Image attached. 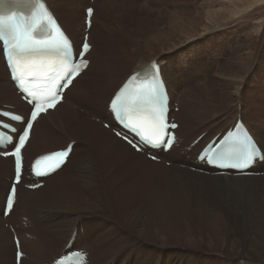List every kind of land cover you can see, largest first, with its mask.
<instances>
[{"label":"rangeland","instance_id":"rangeland-1","mask_svg":"<svg viewBox=\"0 0 264 264\" xmlns=\"http://www.w3.org/2000/svg\"><path fill=\"white\" fill-rule=\"evenodd\" d=\"M247 1H49L52 2L51 4H53L58 17L64 16L63 18L67 20L69 23L68 28L75 40L78 34L74 29L77 25L82 26L83 23L81 16L83 7L89 4L96 11L93 19L94 28L92 31L89 30L90 42L95 46V64L92 70L77 82L75 89L68 94V106L58 109L59 115L66 122L65 130L69 132L72 139L74 138L75 143L73 146L76 147L73 155L75 160L69 164L67 163L58 175L49 180V183L53 184L52 189L42 192L43 194H39L36 198L38 204L39 197H42L40 203H48L49 200L55 206L58 201H62L65 206L66 202L63 200V196L73 194L88 197L89 204L87 202L81 207H74L73 210L84 213L82 225L85 231L86 228L88 229L89 233L84 247L90 252L91 264L106 262L112 255H118V253L120 254L118 264H145V261L149 259L156 261L153 264H196L197 262L199 264H244L245 261L251 264H264V199L255 202L254 207L252 206L253 213L245 214L250 222V225L246 226L244 222L246 220L242 218L241 213H229L223 207L219 191L216 190L218 188L216 182L210 187V201L208 202L210 206L207 207L203 201H199L191 195L193 193L192 188L189 186L186 188L181 187L183 181L176 178L178 182L174 181V183L178 187L174 190L169 202L170 209H166L164 208L165 201L161 200L160 197L162 184L160 183L161 172L159 169L149 168L136 162L125 155L118 147L114 146L113 148L123 162L111 163L109 160L105 162L98 159L96 173L92 174L90 172L91 157L95 156L97 158L96 150H100L99 144H97L99 142L97 135L105 141L109 140V136L98 132L94 136L92 133L97 131L94 130L95 126L88 124L85 126L86 122L75 114L76 112L78 114L84 113L87 116L89 115L92 120H95L96 115L102 116L106 99L113 88H111V84L114 81L118 83L128 71L132 70L137 59L147 60L157 53L158 46H154L150 39L154 36L157 37L156 34L162 31V33L166 31L178 35L185 28V32L179 34L174 40V50L163 51L162 57L166 55L164 59L166 64L167 61L170 64L175 63L171 66V71L185 66V69H191L194 70L195 74L197 73V79L191 85V90H193L191 93L187 90L174 92L176 98L182 97V105L174 99L179 107V112L176 110V113H180L183 106L180 116L183 125L181 130H188L187 133L180 134L182 139L176 151L169 156H167V153L164 154V158L171 163L170 165H166L164 161L154 162L169 167L172 165L173 160H176L177 166L190 170L189 166L182 167L180 164L185 165L188 163L190 165L193 163L189 159L193 153L189 151L187 157L181 154L182 157L178 158L177 149L183 147L189 149L187 143L190 138L204 131V128L210 123L219 121L216 128L209 129L204 136L205 139L221 128L220 124L226 123L233 117L235 102L233 101V95L230 98L228 90L223 91L221 94L218 90L217 97L219 98L206 102L205 106L197 108L194 114L188 112L190 106L195 107V102H199V100L195 101L196 91L205 88L206 90L210 89L213 81H216L214 83L215 89L221 87V81L224 78L216 76V72L221 71L225 64L233 60L235 62L242 61L243 63L249 61L250 69H247L246 73L243 74L236 88L238 87L243 112L248 115L246 118L250 121L253 130L264 141V2H258L255 5L253 0L242 13H239V8ZM220 5L226 7L228 5L230 10H226L227 13L221 12L219 9H224ZM191 17L196 21L191 24L194 30L188 29L187 26L183 27L184 22H180V19L187 22V19ZM212 18H215L213 22L210 21ZM78 32L80 31L78 30ZM157 39L159 38L157 37ZM121 46L124 47L123 50L128 51L127 53L132 52L133 55L128 59H124V57L119 58H123L122 60L116 59L118 51L122 53ZM245 53L248 54V58L241 56ZM172 54L173 56L170 57ZM92 55L94 56V54ZM88 58L92 60V56H88ZM157 59L159 60V58ZM168 70L169 67L166 66V73ZM179 79L180 88L183 78H178V81ZM172 83L170 81V84ZM4 89L5 87L0 82V105L1 102L11 100L9 93L4 92ZM180 89L185 88L181 87ZM209 107H211V110ZM212 108L214 111H212ZM16 110L22 111L19 108ZM208 111L213 114L217 113L210 118L213 114L210 115ZM175 119L178 122L177 114ZM71 125L74 126L73 129L80 128L79 131L73 130L70 127ZM102 127L104 126L102 125ZM65 130L62 129L64 132ZM86 131L90 132L89 136L88 134L84 135ZM221 131L222 128L219 132ZM66 141L67 139L62 138L60 132H48L46 134L44 126H41L33 132V143L25 152L26 155L37 154L43 150L63 147ZM77 144H80V146H77ZM101 157L103 158V156ZM87 158L88 183H85L83 168L87 164ZM256 171L263 172V169ZM10 173L7 170V164L3 162L0 165V180L6 182V186H8L6 176L9 177ZM84 187L88 190H85ZM261 188L263 189L262 186ZM0 191L2 192L1 187ZM22 196L23 193H20L18 204L13 215L7 220L8 223L19 224L23 214L28 218L26 212L27 209L31 208V202L34 198L26 196L22 200ZM2 203L3 200L0 201L1 206ZM93 204L96 208L91 211L93 213L88 214V208ZM43 205L45 207L43 213H48V219L55 220V222L48 221L50 228L47 230V227L43 225L46 220L41 221L40 224L36 225L38 233L35 228H32V223L29 222L28 231L33 233L35 238H40V241L44 240L46 249L54 250L59 244L60 246L64 244L69 234L68 225L77 214H66V216L63 215L57 219H51L50 214L52 212L49 210V205ZM156 213L159 214V217L152 224L156 240H145V250H143L142 257L126 262L129 255L138 249L140 245L135 241L134 230L136 229L127 226L125 217H131L135 214L154 215ZM104 222H107V224H103ZM124 223L126 224L124 225ZM140 227L141 224H138L137 229ZM50 232H58V235L51 237L49 236ZM80 241H84V236ZM232 245L233 247H231ZM5 250L6 246L1 244L0 254ZM33 250L32 253L35 255V247H33ZM122 252H124L123 255ZM41 254L45 255L44 248L41 249ZM0 258L3 264H7L3 255H0ZM35 262L27 256L24 263L36 264Z\"/></svg>","mask_w":264,"mask_h":264},{"label":"bare ground","instance_id":"bare-ground-1","mask_svg":"<svg viewBox=\"0 0 264 264\" xmlns=\"http://www.w3.org/2000/svg\"><path fill=\"white\" fill-rule=\"evenodd\" d=\"M45 1H46V5L50 8V10L52 11L55 18L59 21L62 28L65 30V32L68 34V36L71 38L72 42L75 43V45L77 47H79V43L81 41L82 33H83V23H82V26L77 25L76 28L74 29L75 32L78 34L77 39L75 40L74 37L71 35V30L68 28L69 23L67 22V20L65 18H63L64 16L62 15L63 17H58V15L56 14V10L53 7V4H51L52 2L50 3L49 2L50 0L49 1L45 0ZM224 1H227V0H224ZM252 1L253 0H248L246 2V4H244L243 6H241L239 8L238 12L242 13L246 9L247 5L249 3H251ZM258 2H264V0H254L253 3L257 4ZM28 5H29V0H0V11L3 10L4 8H10L13 6H16L19 9H25ZM86 6H84V7H86ZM84 7H83V9H84ZM220 7L224 10L219 9V11L224 12V13H227L226 10H230V7L228 5H227V7L220 5ZM83 15H84V12L82 10V13H81L82 21H83ZM95 15H96V11L94 10L93 19L95 18ZM239 16L242 17L241 15H239ZM214 20H215V18L210 19L211 22H213ZM180 22H184L183 27L187 26L188 29L191 30V29H193V25L191 26L192 22L195 23L196 21L193 17H191L190 19H187V22L184 19H180ZM93 23H94V21H93ZM93 28H94V25L92 24V27L90 28V30L92 31ZM78 30L80 32H78ZM185 30L186 29L183 28L182 33L185 32ZM162 32H158L156 34L159 39H157V37H155V36L150 39V42L152 44H154V46H158L157 53L153 54L147 60H144L143 58L137 59L134 68L132 67V70L128 71V73L125 76H123L118 83H116L114 81L111 84V88L112 87L113 88L111 90L109 89L110 92H109L108 97L106 99V103H107L110 95L112 94V92L115 90L116 87H118L120 82H122L126 76H128L130 73L136 72L137 70H139V74H144L146 71L149 70V67L147 65L149 63V61L152 60V58H156V59L159 58V60L157 59V61H159V64L161 65V77H162L164 84L167 88L170 99H171V101H174V99H176V101H179L180 104L182 105V102H181L182 97L176 98V96H174V92H177L178 90H181V91L187 90L189 93H191L193 91V90H191L192 89L191 85H193V81H195L197 79L196 78L197 73L195 74L194 70L185 69V66H182V68H176L174 71L170 70L171 66L175 63L170 64V62L167 61V64H166V62L164 61V59L166 58V55H165V57H162L163 51H167V50L173 51L174 47H175V43H173V42L176 39V37L182 33H179L178 35H176L174 32L173 33L172 32H166V31H165L166 33L165 32L162 33ZM159 33H162V34H159ZM91 39L93 41V37ZM122 47L123 46H121V48ZM248 47H250V46H248ZM121 48H120V50L122 51V53H120L118 51V54L116 56L117 58L115 57L116 59L122 60L123 58L119 59L120 57H124V59H128V58H130L131 55H133L132 52L127 53L128 51L126 52L125 50H123L124 47L122 49ZM246 52H247V50H246ZM92 54H94V56ZM126 54H128V55H126ZM86 56H92V60L89 61L85 70L82 71L75 79H73L71 84L65 89V91L63 93V101L61 103H58L52 111L48 110V111H46L45 114L39 115L38 119L33 123L30 138L28 139V141L24 147L25 151L26 150L28 151V148H30L32 143H33V132L36 131L38 128H41V126H44V128L46 130V134H48V132L54 133L57 131V132H60V135L62 136V138L67 139V141L74 139V138L72 139V137L69 135V132L67 130H65L66 122L59 115L58 109H61L64 106H68V102H67L69 100V98H67L68 94L75 89L77 82H79L81 79H83V77L92 70L93 65L95 64V56H96L94 45H92L91 49L89 50V52L87 53ZM172 56H173V54L170 57H172ZM241 56L244 58L245 57L248 58L247 53H245ZM247 60H246V62H247ZM92 61H93V64H92ZM234 62H235V60H233L231 62L229 61L227 64L224 65V67L221 69V71L216 72V76H222L224 78L223 80L221 79L222 80L221 81V87H217V89H215L216 87H215L214 83H216V81L215 82L213 81L212 87L210 89L206 90V88H205L204 90L196 91V94L198 97L196 96V98L195 97L194 98H195V101L199 100V102H195V104H196L195 107L190 106L188 108L190 111L188 110V112H191V114L192 113L194 114L197 111L196 109L199 108L200 106L201 107L205 106L206 102H209L210 100L215 99V98H219V97H217V94H218L217 91L218 90L220 91V94L223 91L228 90L229 94H230V98H232V95H233V98H234L233 101L235 102V104H234V108H233L234 109L233 110V117H231V119L229 121H227L226 123L220 124L222 131H224L227 127H229L230 124L232 125V123L235 121V119L240 116L241 119L243 120L244 124L246 125V127L252 133V135L255 138V140L257 141V143L264 150V141L261 139L260 135L257 134L253 130L250 121L246 118L248 115H246L243 112V106L241 104L242 102L240 101V95L238 94V87L236 88L239 81L242 79L243 74L246 73L247 69L248 70L250 69V65H248L249 61L247 63H243L242 61L235 62V63ZM163 63H164V66H163ZM166 66L169 67V70L167 71V73L165 71ZM108 68L109 67L107 66V69ZM244 69H245V71H244ZM177 73H178V76H177ZM178 78H183V83L181 82L182 83L181 87H184L185 89H180L181 87L179 88V85H181V84H180V79L178 81ZM169 80L172 81L173 83L170 84ZM0 82H2L3 86L5 87L4 92L9 93V95L11 97L10 101L1 102V104H10V103L16 104L19 107L23 108V111H27V109H28L27 105L19 100L18 95L15 92V88H14L12 82L9 80V75H8V72H7L3 57H2V53H1V47H0ZM203 86H204V84H203ZM210 108L211 107H209V109ZM71 110L73 111V109H71ZM182 111H183V106L181 108V112ZM199 111H201V110H199ZM212 111H214L213 108H212ZM106 112L107 111H105V108H104V114L102 116L96 115V117H94V119H96V120H92L89 115L87 116L84 113H81V114H78V112L75 113L77 115V117L83 119L86 122L85 126H87V124L95 126L94 130H97V131H94L92 133L94 136L97 135V134H95L96 132H98L99 134H107L109 136L108 141L103 140V138H101L98 135H97L98 138L96 137L99 140V142L97 144H99L98 147L100 148V150L99 149L96 150L97 158L95 156L91 157L90 172L92 174L96 173L95 170L97 168L98 159L104 160L105 162L107 160H109V161H111V163L123 162L121 157H118L117 153L114 151L113 147L115 146V147L120 148L125 155L134 159L136 162L142 163L149 168L159 169V171L161 172L160 183L162 184V191H161L160 197H161V200L165 201L164 202L165 203L164 208L170 209L169 202L173 196L174 190L178 187L176 185V183H174V181L178 182L176 180V178H179L180 180L183 181V182H181L182 183L180 185L181 187L186 188L189 186L190 188H192L193 193H191V195L195 199H197L199 201H203L205 206H207V207L210 206L208 203L210 201V187L213 186V184L216 182L217 187H218V188L216 187L217 188L216 190L219 191L218 193H219V197L222 200L223 207H225L229 213H232V212L241 213L242 218H244V220H246V221H244L246 223V226L250 225V222L248 221V218L246 217L245 214L250 213V212L253 213L252 210H253V207H254L253 205L255 204V202H257V201L259 202L260 200L264 199V196H263L264 195V173L262 175H258V176H253V175H250V176H234L231 173L218 175V174H212V172H214V169H210L211 173L205 174L204 172H199L197 170H189L186 168H180L179 166L176 165L174 160L172 162V165L169 167L165 166L161 163L157 164L156 162L147 159L144 154L137 153V152L133 151L131 148L126 147L127 145L123 141H121L120 139L115 137L110 129H106V128L102 127V124H101L103 122L102 119L106 118V116H107V118L110 121V118L108 115L109 113L107 112L108 113L107 114ZM178 112H179V110H178ZM178 112L176 113L177 118H178V126L175 129V131L178 134H181L183 132L187 133L186 131L188 129L185 131L181 130L182 126H183L181 119H180L181 112L180 113H178ZM216 113L213 114L212 112L211 113L209 112L210 115L213 114L211 116L209 115L210 118L215 116ZM206 115H207V112H206ZM97 120H98V122H96ZM202 120H204V119H202ZM218 122L214 121V123H210L206 128H204V130H207L205 135L208 133L210 128H216V126H217L216 124ZM70 127H72V125ZM73 128H74V126L72 127V129ZM221 128L217 129L216 132H214L213 134L208 136L206 139H205V137H202L197 142V144L194 145V147L191 149L192 150L191 152L197 151V149L201 146V144L205 140H207L209 137H211L215 133L219 132ZM62 129L65 130V132L62 131ZM79 129L80 128L73 129V130L79 131ZM85 133L86 134H84V135H87V134H88V136L90 135L89 131H86ZM198 134H196V135H198ZM196 135L193 136L192 138L194 139L196 137ZM46 137H47V135H46ZM66 137H68V138H66ZM47 138H46V140H48ZM192 138H190V140ZM77 146H80V144H77ZM75 147L76 146L72 147V150H71V152L68 156V159L64 165H66L67 163L69 164L70 162H73V160H75L74 155H73ZM59 148H62V147L43 150V151L38 152L37 154L42 153V152H46V151L56 150ZM174 150H175V148H174V146H172L170 148V150L168 151L167 156H169ZM33 155H36V154H33ZM33 155L28 154V158L30 159V157ZM101 156H103V158ZM178 157H181L180 151H178ZM263 157H264V154H263ZM3 162L7 164V170L12 172V159L0 157V165H2ZM86 162H87V164H86L85 168H83L85 171L83 177H84V182L88 183V158H87ZM64 165L62 166L63 168L65 167ZM192 166L194 168H196V165L192 164ZM197 166H198V164H197ZM63 168H60L58 171H56V172L52 173L51 175L47 176L46 178H44L46 183L44 184L43 187H39L35 190H23V196L21 199L24 200V198L26 196H28L30 198H34L33 201L31 202V208L27 209L26 215L28 216L29 221L32 223V228H35L37 233H38V228H36V225L40 224L41 221L46 220L45 222H43V225L47 227V230L50 228V224L48 223V221L55 222V220H49L48 219V213H43L45 211V207L43 204L49 205V210H50V212H52V214H50L51 219H57L58 217H61L63 215L66 216V214L71 215L72 213H76L77 215L72 219L71 223L68 225L69 234H68V237L66 238V240L62 246L65 245V243L69 239L70 233L74 230V231H76V236L74 238V241L72 242V247H78V248L83 247L84 248V245H85L84 243H86V240L89 237L88 229L86 228V231H85L83 228V225H82V223H83L82 216L84 213L81 211L73 210V208L74 207H81V206L85 205L88 202V197L76 196L73 194H69L68 196H63V200L66 202L67 206L66 205L64 206L62 201H58V203L55 206H53L49 200H48V203H40V201L42 200V197H39V204L37 203V200H36V198L39 194H43L42 192L53 188V186H52L53 184L49 183V180H51V178H53L54 176L58 175V173ZM261 169H263V172H264V159L262 162L257 163L256 168L254 170L256 171V170H261ZM250 170H252V169H250ZM6 184H7L6 182H3L0 180V187L2 189V192L0 191V201L3 200L4 194L6 191L5 189L7 188ZM19 186L20 185H18V188H19ZM261 186L263 187V189L261 188ZM84 189L88 190L85 187H84ZM18 199H19V197L16 199V202L13 205V209L9 213V216L7 218H3L0 215V246H1V244L6 246L5 252H3L0 255H3L5 257L7 264H14V243L12 240V232L10 231V229L8 227L4 226V222L9 220L10 217L13 215V213L15 211V206L18 204L17 203ZM69 201H71V202H69ZM92 201H94V200H92ZM88 204H89V202H88ZM34 206H35V208H34ZM0 207L2 208L1 205H0ZM1 208H0V213L2 210ZM93 208H96L95 204H93L91 207L88 208V214L93 213V212H91V211H93ZM78 215H79V217H78ZM147 215L148 214H146V215L135 214V215H132L131 217L130 216L125 217V221L127 223V226H130V227L132 226V228L136 229V230H134L135 241L137 244L140 245V247L138 249L134 250L129 255L126 262L137 260L138 257H140L144 253L143 250H145V246H144L145 240H147V239L153 240V241L156 240V236H155L154 231L152 229V224L157 220V218L159 217V214L156 213L154 215H152V214H150L148 216ZM229 215H231V214H229ZM239 216H241V215H239ZM248 216H249V214H248ZM126 223H124V225ZM103 224L106 225L107 222H104ZM138 224H141V227L139 229H137ZM43 225H42V228H43ZM27 229L28 228H24V227H22V225H20V226H17L15 233L19 238V243H20V247H21L22 251L24 250L23 252L27 253L26 256L28 255L29 258L36 261L35 262L36 264H40V263L45 262V261H52L55 258V256H57L58 254L61 253L60 250H61L62 246H60V244L54 250H49V249H46V245H45L44 240L40 241V238H38V239L36 238L35 240L26 239L24 237L23 232L26 231ZM42 233H43V231H42ZM53 235H58V232H50L49 233V236L53 237ZM83 236H84V241H80L83 238ZM49 239H50V237H49ZM77 244L79 246H74ZM33 247H35V255L36 256L32 253V251L34 252ZM231 247H233V245ZM231 247H230V250H231ZM42 248H44V250H45V255L41 254ZM123 254H124V252H122V255ZM119 255H120L119 253H118V255L114 254L106 262L102 261L99 264H118L119 263L118 262V259H119L118 256ZM36 257L39 259H37ZM0 260H1V258H0ZM25 261H26V259H21L20 264H26V263H24ZM155 262H156L155 260L149 259V260L145 261V264H153ZM263 263H264V260H263ZM0 264H3V263L0 261ZM88 264H91V260ZM196 264H199V262H197ZM244 264H251V263L245 261Z\"/></svg>","mask_w":264,"mask_h":264},{"label":"snow or ice","instance_id":"snow-or-ice-1","mask_svg":"<svg viewBox=\"0 0 264 264\" xmlns=\"http://www.w3.org/2000/svg\"><path fill=\"white\" fill-rule=\"evenodd\" d=\"M11 19V18H9ZM46 26V21H41L39 24H34L31 28L25 29L22 33L18 35L17 44L14 47H17L20 52L30 51L32 49H41V50H48L53 48L61 47V43L57 41L51 34L47 36L40 35V32ZM89 49V44L84 43L80 49V56L82 57L84 53ZM87 63V62H85ZM158 90L153 89V93L155 94ZM29 103L34 104V108L31 111L30 117L27 120V126L25 127L22 133L17 132L16 135L19 137V145L23 146L29 138V129L32 127V122L35 121L41 113L45 112L47 109H50L56 103V100H53L52 103L44 104V103H36L35 101H29ZM173 128L177 127V125L172 124ZM15 143V141H14ZM129 143H132L129 141ZM227 144V140L221 141L219 144L215 146V149L219 151L220 149L224 148ZM137 150H140V146H136ZM19 153L20 147L15 148V154L17 155V162H16V172H17V182L19 180V173L21 169V164L19 160ZM7 154V153H5ZM68 152L65 151H58L53 153L52 155L56 157H67ZM155 158V157H153ZM40 175V173H37ZM14 191V188H13Z\"/></svg>","mask_w":264,"mask_h":264}]
</instances>
